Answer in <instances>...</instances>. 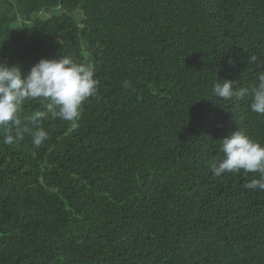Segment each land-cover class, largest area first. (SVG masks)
<instances>
[{"label": "trees", "instance_id": "trees-1", "mask_svg": "<svg viewBox=\"0 0 264 264\" xmlns=\"http://www.w3.org/2000/svg\"><path fill=\"white\" fill-rule=\"evenodd\" d=\"M60 56L98 92L40 147L0 129V264H264L259 174L211 172L237 128L264 145L250 96L212 94L264 74V0H0V61Z\"/></svg>", "mask_w": 264, "mask_h": 264}, {"label": "clouds", "instance_id": "clouds-1", "mask_svg": "<svg viewBox=\"0 0 264 264\" xmlns=\"http://www.w3.org/2000/svg\"><path fill=\"white\" fill-rule=\"evenodd\" d=\"M258 80L250 89H237L233 81L220 80L222 83L214 84L212 94L223 100L250 96L251 111L264 115V74ZM98 85L92 64L68 56L42 58L27 72L19 65L0 61V129L6 130L3 143L13 145L27 135L35 147L42 146L49 139L42 121L50 117L75 122L83 103L97 94ZM123 86L129 87V82L124 81ZM29 100L44 102L45 110L23 117L22 123L21 106ZM220 141L219 147L225 156L211 164L212 174L219 177L240 170L258 173L259 177L245 187L264 191V145L251 139L243 126Z\"/></svg>", "mask_w": 264, "mask_h": 264}]
</instances>
